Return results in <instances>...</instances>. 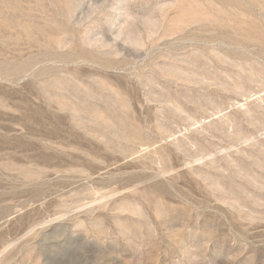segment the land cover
<instances>
[{
    "label": "rangeland",
    "instance_id": "374dc122",
    "mask_svg": "<svg viewBox=\"0 0 264 264\" xmlns=\"http://www.w3.org/2000/svg\"><path fill=\"white\" fill-rule=\"evenodd\" d=\"M0 112V264H264V0H0Z\"/></svg>",
    "mask_w": 264,
    "mask_h": 264
},
{
    "label": "bare ground",
    "instance_id": "6f19581e",
    "mask_svg": "<svg viewBox=\"0 0 264 264\" xmlns=\"http://www.w3.org/2000/svg\"><path fill=\"white\" fill-rule=\"evenodd\" d=\"M2 103H3V102H2ZM0 113H1V112H0ZM37 121H38V120H37ZM0 126H1V125H0ZM6 129H7V128H6ZM58 129H59V128H58ZM54 132H55V131H54ZM56 133H57V132H56ZM4 140H5V139H4ZM4 140H3V141H4ZM5 141H6V140H5ZM12 144H13V143H12Z\"/></svg>",
    "mask_w": 264,
    "mask_h": 264
}]
</instances>
